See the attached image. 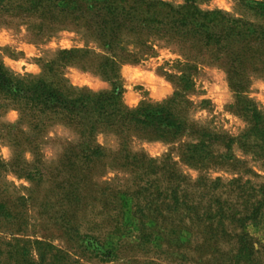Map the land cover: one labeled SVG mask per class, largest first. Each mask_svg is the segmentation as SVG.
<instances>
[{"label": "rangeland", "instance_id": "obj_1", "mask_svg": "<svg viewBox=\"0 0 264 264\" xmlns=\"http://www.w3.org/2000/svg\"><path fill=\"white\" fill-rule=\"evenodd\" d=\"M192 1L259 22L251 0ZM18 4H0V66L13 79L68 97L116 88L129 114L167 106L180 126L38 123L0 94V264H264V137L252 131L264 74L247 72L239 91L222 66L162 40L123 59L93 31ZM133 41L121 29L112 44L135 52Z\"/></svg>", "mask_w": 264, "mask_h": 264}, {"label": "trees", "instance_id": "obj_2", "mask_svg": "<svg viewBox=\"0 0 264 264\" xmlns=\"http://www.w3.org/2000/svg\"><path fill=\"white\" fill-rule=\"evenodd\" d=\"M4 0H0L2 4ZM186 0L174 6L164 0H26L17 5L26 13H38L59 22L93 31L113 56L137 59L154 52L152 40H162L185 53L205 56L222 66L231 86L242 90L247 72L264 74V2L251 0L250 10L259 22L235 18L219 10L200 11ZM134 38L135 52L116 50L113 41L119 30ZM107 60H109L107 58ZM105 74H114L112 62L103 63ZM184 90L191 86L190 74L179 76ZM0 94L19 107L21 115L38 123L60 119L81 130L124 129L129 122L139 128H179L167 106L126 112L119 92L68 97L42 80L13 79L0 66ZM252 111V110H251ZM252 131L264 137V115L253 111Z\"/></svg>", "mask_w": 264, "mask_h": 264}]
</instances>
